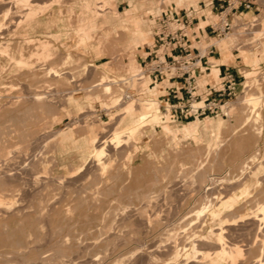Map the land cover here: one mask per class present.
<instances>
[{"label":"rangeland","instance_id":"374dc122","mask_svg":"<svg viewBox=\"0 0 264 264\" xmlns=\"http://www.w3.org/2000/svg\"><path fill=\"white\" fill-rule=\"evenodd\" d=\"M35 1L43 4V0ZM84 1L86 0H45L47 4L44 3V5L47 7L43 8L35 19H32L30 25L15 30L12 21L24 13L22 10L16 12V9H25V6L20 4V7L17 0H0V25L5 23L2 24L4 28L2 26L0 28L2 29L0 41L3 45L7 41L9 44L11 43L9 45L11 50L6 51V54L4 52L2 54L0 50V128L2 130L0 131V182L4 181L0 184L7 182V184H2L6 186L5 188L3 186V190L2 185L0 188V200H2L0 202V248L3 249H0L2 252H0L2 259H0V264H18L19 261L20 264H23L26 260L28 264H50L52 261V264H61V262L62 264H73L74 261L75 264H113L114 262V264H134L144 247H147L146 249L157 247L159 243L166 247L164 243H167L171 232L174 235L178 233L180 236L184 229H189V227L192 229L191 225H196L195 222L201 217L207 219L201 232L205 234L210 232L211 228L220 230V226H223L227 245L236 244L243 249L242 255L238 257L240 261L237 259L236 264H264V211L259 209V206L264 204V104L262 102L257 104L253 112L251 111L253 104L241 103L240 100L244 94L240 83L246 79L244 72L246 70L252 71V75H256L257 82H259L253 85L250 91L256 94L264 92V55L255 64L251 61L247 62L242 54L243 51L251 52L261 50L263 47L261 42L264 41V5L258 15V24L251 25L252 19L246 23L247 19L239 16L240 18L234 19L235 26L230 31L214 38L218 43L219 39L233 35L230 48L241 52L244 61L250 64L243 68V72L237 77L236 94L225 97L228 102L223 106V111L207 112L198 118L190 114L187 117L173 120L171 106L168 105V108L165 109L158 97L159 91L149 90L148 83L151 80L149 72L134 61L138 43H131L132 32L128 38L125 32L119 31L120 28L131 31L135 25L128 19L121 21L118 29L112 27L120 23L119 15L121 14L112 10L116 0H94L96 1L95 7L91 8L89 13L85 11ZM98 1H101L102 5L97 3ZM260 1L264 3V0ZM98 7L102 11L99 12ZM7 8H10V15L6 18L3 15ZM84 15L89 17L93 15L92 17L96 18L98 25L89 33L87 44H80V34L76 31L82 23L80 17ZM153 23L154 18L147 16L142 19L146 37L142 43L148 38L147 31L151 30ZM125 26H129V28H125ZM171 26L174 28L177 24L172 23ZM237 29L240 31L237 32ZM30 36L34 40L30 41ZM37 39L40 41L42 39L50 40L51 47L57 54L54 53L53 58L47 59L32 52L35 51ZM98 39L101 41V45L97 48ZM1 43L0 45H2ZM19 46L25 48L23 50L25 57L30 60V66L22 65V67L21 64H17L16 60L14 63V60L9 58L11 55L8 53L11 52L14 55H19L16 53ZM101 56L103 58L95 60L96 57ZM50 65H55V68L59 69L57 76L54 72H49ZM133 72L138 74L133 75ZM118 76L123 79L120 78L118 81ZM124 76L131 78V82ZM139 76L142 77L140 83L137 81ZM99 79L119 83L125 87V91H117L115 89L117 86L113 85L111 86L112 92L107 93L104 89L105 84L91 89V85ZM167 83L166 80L163 85ZM129 86L132 87V90L128 91ZM135 87L140 89L142 94L126 98V93L135 90ZM38 91H41V95L44 96L43 100L41 99L42 101L39 100V102L33 97ZM148 97L159 100L162 110L160 123H153V120L149 118L142 130L140 128L127 143L116 147L111 143L107 145L105 154L100 156L105 161V167L97 164L98 156L92 155L91 152L83 155L85 147L89 143V134L85 129L87 126H94L99 137L102 138L106 135L110 139L119 117L126 115L122 113L125 106L128 103L138 105L140 101ZM119 100L120 102L116 103ZM197 100L199 98H194L191 102L194 106L193 110L196 109L195 106H198ZM203 103L204 101L201 104ZM192 120L199 122V132L196 137H185L182 132L183 127ZM219 120L224 121L221 129L222 134L220 133L221 138L209 144V141L212 140L211 121L217 123ZM164 122L168 126L178 129L177 133L166 131L162 124ZM5 126L6 128L3 129L2 127ZM3 130L5 131L3 132ZM3 146L4 148H2ZM2 149L5 150L2 151ZM13 169L14 171H11ZM16 171L17 176H15ZM204 176L205 179H203ZM197 177H199L198 180ZM30 179L32 180L30 181ZM34 182L36 188H33ZM45 184L46 186H44ZM190 184H194L192 189ZM19 186L20 188H18ZM194 186L197 188L195 189ZM175 188L177 189L175 190ZM171 189L173 192L169 191ZM225 189L229 192L224 191ZM6 191L7 193H4ZM32 194H35L37 200ZM206 200L216 203L215 206L224 202L220 206V213L215 220H212L210 210L203 212V215L196 213L200 206L205 203L209 204ZM27 201L30 203L27 204ZM144 206L146 208H143ZM134 212L135 214H133ZM192 216L194 221H192ZM189 218L192 222L189 221ZM164 220L166 221L164 222ZM152 221L153 223H151ZM143 226H147L146 229ZM173 226H175V230H173ZM129 227L131 228L129 229ZM166 232L169 236L166 235ZM163 239H165L164 243H161ZM114 242L116 243L113 244ZM207 244L212 246L208 247ZM148 245L150 246L148 247ZM161 246L158 247L161 248ZM201 247L206 251L210 248V252L216 249L213 243L207 241L203 242ZM81 248L83 249L81 250ZM136 249L141 250L136 252V255L132 254ZM247 249L249 250L247 251ZM43 255H45L44 258ZM25 256L27 259L24 258ZM121 256L122 258H120ZM11 257L13 258L11 259ZM38 257L41 259L39 260ZM69 257L72 260L70 262ZM116 258L117 261H115ZM136 262L135 264H137ZM138 263H141V259ZM226 263L228 264V262Z\"/></svg>","mask_w":264,"mask_h":264},{"label":"bare ground","instance_id":"6f19581e","mask_svg":"<svg viewBox=\"0 0 264 264\" xmlns=\"http://www.w3.org/2000/svg\"><path fill=\"white\" fill-rule=\"evenodd\" d=\"M3 1V0H2ZM52 1V0H51ZM54 1V0H53ZM19 3V6H20V4H21V6L22 5H24L25 7V9H16V12L17 11H21L22 10V12L24 11V13H22V14H20V16H18L15 20H13L12 22H14V27H15V30L17 29V28H19V27H22V26H29L30 25V23H31V21H32V19L34 18L35 19V17H36V15L43 9V8H45V7H47L46 5H44V3L45 4H47L48 3V1H47V3L45 2V0H43V4H41V3H38V1H35V0H17V4ZM84 3V7H85V11H87V13H89V10H91V8L93 9L94 7H95V4H96V1H94V0H86V1H84L83 2ZM97 3H101V1H98ZM16 4V5H17ZM101 5H102V3H101ZM100 5V6H101ZM19 6L17 7V8H19ZM20 6V7H21ZM15 7V8H16ZM108 7V6H107ZM106 7V8H107ZM99 8V12L100 11H102L101 10V8L100 7H98ZM10 8H7V10H4V17H8L9 15H10ZM13 10V9H12ZM11 10V11H12ZM15 10V9H14ZM113 10V9H112ZM116 10V9H115ZM1 12H3V11H1ZM13 12V11H12ZM112 12V11H111ZM3 14V13H2ZM12 14V13H11ZM16 15V14H15ZM97 15H99V14H97ZM96 15V16H97ZM93 16V15H92ZM91 16V17H92ZM91 17H89V16H87V15H84L83 17H80V20H82V23L77 27V31L76 32H78L79 34H80V38H79V42H80V44H87V42L89 41V33L90 32H92V30H94L96 27H97V25H98V23H97V21H96V18H91ZM94 17H95V15H94ZM109 17H111V16H109ZM5 18V19H6ZM12 19H13V17H11ZM10 18V19H11ZM112 18V17H111ZM237 18H240V17H237ZM11 19V20H12ZM77 19H79V17H77ZM119 19H120V23L119 24H117V25H114V26H112L113 28H116V29H118V27L121 25V21H125V20H130V22H132L133 24H137V25H139L141 28H140V31H139V33H137L136 35H133L132 37H131V43H142V41H143V39L144 38H146L145 37V29L142 27V19L141 18H139V17H135V15L133 16V15H125V14H121V15H119ZM79 21V20H78ZM103 21V20H102ZM106 21V20H105ZM2 22V21H1ZM2 24H5V23H2ZM0 25V28H1V26L3 27V25ZM8 26V25H7ZM6 26V27H7ZM4 28V27H3ZM2 29H0V31H1ZM17 30H19V29H17ZM75 31V30H74ZM237 32L238 31H240V29L238 30H236ZM13 32V31H12ZM68 33V32H67ZM77 33V34H78ZM0 35L2 36V34L0 33ZM100 35V34H99ZM109 35V34H108ZM229 35V34H228ZM98 36V35H97ZM97 36H96V38H97ZM101 37H102V35H100ZM110 36V35H109ZM1 38V37H0ZM232 38H233V35L232 36H228V37H224V38H222V39H219L218 40V43H217V45L221 48V50H222V52H223V55H224V60H229L230 58H232L233 57V53L231 52V48H230V42H231V40H232ZM14 40V39H13ZM29 40L31 41V40H34L33 39V37H29ZM38 40V39H37ZM99 40V39H98ZM7 41V40H6ZM28 41V40H27ZM2 41H0V43H1ZM5 41H3V43H4ZM36 42V41H35ZM51 41L50 40H47V39H42L41 41L40 40H38L37 41V45H36V47H35V51H32V52H34V53H37L38 55H39V57H45V58H53L55 55H54V49H52L53 47H51V43H50ZM101 43V41L99 40V42H98V45H97V48L101 45L100 44ZM130 43V44H131ZM261 43H263V47H262V49L261 50H256V51H251V52H246V51H243L242 52V54H243V56H244V58H245V60L248 62H253V63H258L259 61H260V59L262 58V55H264V41L263 42H261ZM2 44V43H1ZM5 44V43H4ZM9 45H11V43L9 44V42L7 41L6 42V44L5 45H0V50H1V52H2V54H3V52L5 53L6 51H8V50H11V48L9 49ZM20 47V46H19ZM15 48V47H14ZM18 48V47H17ZM17 48H16V50H17ZM56 48V47H55ZM23 49H25V48H23L22 46L18 49V52H16V53H18L19 55L17 56V55H14V53L12 54V52L11 53H8V54H10L8 57L9 58H11L12 60H14V63L17 61L18 63L17 64H21L20 66H22V65H29V59H28V57L26 58L25 57V52H24V50ZM102 49V48H101ZM56 51V50H55ZM58 51V50H57ZM0 52V53H1ZM9 52V51H8ZM7 53V52H6ZM5 53V54H6ZM59 53V52H58ZM4 54V55H5ZM30 54V53H29ZM55 54H57V52L55 53ZM59 55V54H58ZM69 56V55H68ZM71 56V55H70ZM33 57H34V55H33ZM38 58V57H37ZM59 59V58H58ZM68 59V58H67ZM16 60V61H15ZM54 60V59H53ZM68 61H69V59H68ZM67 61V62H68ZM65 62V61H64ZM32 63V62H31ZM30 63V64H31ZM54 63V62H53ZM92 65H94L93 63H91ZM10 65V64H9ZM39 65V64H38ZM30 66V65H29ZM12 67V66H11ZM23 67V66H22ZM34 67V66H33ZM32 67V68H33ZM56 66L55 65H50L49 67H48V69H49V72H54L55 73V75L57 76L59 73H58V68H55ZM134 67V66H133ZM2 68V67H1ZM26 68V67H25ZM35 68H36V66H35ZM132 69H134V68H132ZM30 70H32V69H30ZM135 70V69H134ZM16 72V71H15ZM28 72V71H27ZM60 72V71H59ZM214 72H217V68L214 70ZM245 72V75H246V79L242 82V83H240L241 84V87H242V91H244V94L241 96V98H240V100H241V103L243 102V103H245V104H253L252 106H253V108H252V110L251 111H255V109H256V105L257 104H259L260 102H262V104H264V92H262L261 91V94H256V93H254V92H251L250 91V88L253 86V85H256V84H258L259 82H257V77H256V75H252V71H244ZM16 74V73H15ZM132 74H135L134 72L132 73ZM128 76H130V75H128ZM127 76V77H128ZM124 77H126V76H124ZM126 77V78H127ZM8 78V77H7ZM21 78V77H20ZM118 78L119 79H117L118 81H120V78L121 79H123V77H120V76H118ZM127 79H129V78H127ZM126 79V80H127ZM130 81L129 82H131V78L129 79ZM19 81V80H18ZM124 81V80H123ZM123 81H121L122 83H123ZM7 82V81H6ZM113 82V81H112ZM116 82V81H115ZM125 83H126V81H125ZM128 83V82H127ZM103 84H105L106 85V87L104 88L105 89V91H107V93H110V92H112V90H113V88L111 87V86H113V85H115V86H117V87H115V89L117 90V91H119V90H124L125 91V87H122L119 83H111L110 81L109 82H106V81H102L101 79H99V80H97V81H95L92 85H91V89L92 88H94V87H97V86H100V85H103ZM13 85V84H12ZM19 85V84H18ZM109 85V86H108ZM123 85V84H122ZM125 85H127V84H125ZM21 86V85H20ZM119 86V87H118ZM161 86V85H160ZM89 87V86H88ZM110 88V90H108ZM148 88H149V90H155V89H153V88H151V87H149L148 86ZM114 89V90H115ZM90 90V89H89ZM41 92V91H40ZM39 91L38 92H35V95L36 96H33V97H35L36 99V101H38L39 102V100L40 101H42L43 100V95H41L42 94V92L40 93ZM29 93V92H28ZM22 95H24V94H22ZM34 95V94H33ZM124 95H125V92H124ZM123 95V96H124ZM30 96V95H29ZM24 99V98H23ZM26 99H28V98H26ZM42 99V100H41ZM25 100V99H24ZM122 102H123V100H121ZM120 102V100L119 101H116V103H119ZM25 103V102H24ZM202 103V101H199V100H197L196 101V104L197 105H199V104H201ZM162 110H161V108H160V106H159V100L157 99V98H153V97H151V98H147V99H144V100H142V101H140L139 103H138V105L137 104H135V103H128L126 106H125V110L124 111H122V113H125L126 115H123V116H120L119 117V119H118V123H117V125L115 126V128H114V131H113V133H112V136H111V138L109 139L106 135L105 136H103L102 138H101V136L99 137L98 136V132H97V130H96V128L94 127V126H87L85 129H87V131H88V134H89V143L87 144V146L85 147V151H84V153H83V155H86L88 152H91L92 153V155H94V156H98L97 157V159H96V162H97V164H99V166L100 165H102L103 167H105L106 165H105V161H103V159H102V157H100V156H102V155H104L105 154V152H106V148H107V145H109L110 143L111 144H113L115 147L116 146H121V145H123V144H125V143H127L128 141H130V139L133 137V136H135L136 134H137V132L139 131V129L141 128V130H142V127H143V125L145 124V122L150 118V120H153V123H155V122H159L160 123V112H161ZM172 113V112H171ZM16 115V114H15ZM126 116H128V118H126ZM1 117V116H0ZM3 118V117H2ZM5 118V117H4ZM211 118V117H210ZM195 119V118H194ZM207 119V118H206ZM201 120H202V118H201ZM212 120V119H211ZM248 120H249V118H248ZM5 121V120H4ZM3 121V122H4ZM10 122V121H9ZM176 122V121H175ZM246 123V122H245ZM1 124V123H0ZM163 124V127H164V129L166 130V131H171V132H174L175 134L177 133V131H178V129H174V128H172V127H170V126H168L167 124H165V122L164 123H162ZM223 124H224V121L223 120H219L217 123H214L213 121H211V136H212V140H210L209 141V144L210 143H213V141L214 140H216V139H218V138H221V135H220V133H221V129H222V127H223ZM4 126V125H3ZM84 126H86V125H84ZM148 126V125H147ZM156 126V125H155ZM198 126H199V122L198 121H196V120H192V121H190V122H188V124L186 125V126H184L183 127V136H185V137H187V136H194V137H196V135L198 134V132H199V129H198ZM207 126V125H206ZM3 129L4 128H6V126L5 127H2ZM13 128V127H12ZM24 130V129H23ZM0 131H2L1 130V128H0ZM5 130H3V132H4ZM18 131V130H17ZM22 131V130H21ZM25 132H26V130H25ZM24 132V133H25ZM29 133V132H28ZM28 133H26V135L28 134ZM100 133V132H99ZM247 133V132H246ZM222 134V133H221ZM31 135V134H30ZM37 135V134H36ZM27 136H29V134L27 135ZM26 137V136H25ZM31 137V136H30ZM34 137V136H33ZM225 137V136H224ZM192 138V137H191ZM24 139V138H23ZM26 139V138H25ZM28 139V138H27ZM30 139V138H29ZM32 139V138H31ZM223 139V138H222ZM33 140V139H32ZM31 140V141H32ZM27 141V140H26ZM28 142V141H27ZM4 144V143H3ZM218 144V143H217ZM220 144V143H219ZM223 144V143H222ZM9 145V144H8ZM127 145H129V144H127ZM212 145V144H211ZM1 147V146H0ZM127 147V146H126ZM129 147V146H128ZM2 148H4V146L2 147ZM9 148V147H8ZM28 148V147H27ZM123 148V147H122ZM126 149V148H125ZM5 149H2V151H4ZM70 150V149H69ZM121 150V149H120ZM211 150V149H210ZM2 151H1V153H2ZM8 151V150H7ZM4 155V154H3ZM7 155V154H6ZM251 155V154H250ZM249 155V156H250ZM3 157V156H2ZM5 157V156H4ZM251 157V156H250ZM249 157V158H250ZM254 159V158H253ZM2 160H5V159H3L2 158ZM243 162V161H242ZM245 162V161H244ZM253 162V161H252ZM5 163V162H4ZM7 163V162H6ZM107 163V162H106ZM251 163V162H250ZM257 163V162H256ZM259 163V162H258ZM3 165V164H2ZM8 165V164H7ZM244 165V164H243ZM98 166V165H97ZM5 167H7V166H5ZM4 168V167H3ZM2 168V169H3ZM13 168V167H12ZM11 168V169H12ZM193 168V167H192ZM252 168V167H251ZM202 170V169H201ZM235 170V169H234ZM11 171H14V169L13 170H11ZM194 171H195V169H194ZM193 171V172H194ZM241 171V170H240ZM249 171V170H248ZM6 172V171H5ZM5 172H3V173H5ZM9 172V171H8ZM28 172V171H27ZM200 172V171H199ZM242 172V171H241ZM7 173V172H6ZM15 173V172H14ZM247 173V172H246ZM13 174V173H12ZM192 174V173H191ZM203 174V173H202ZM1 175V174H0ZM14 175V174H13ZM12 175V176H13ZM20 175V174H19ZM35 175V174H34ZM201 175V174H200ZM241 175V174H240ZM248 175V174H247ZM15 176H17V171H16V174H15ZM39 176V175H38ZM193 176H194V173H193ZM203 176V175H202ZM206 176V175H205ZM205 176L203 177V179H205ZM236 176V175H235ZM19 177V176H18ZM42 178V177H41ZM138 178V177H137ZM198 178L199 177H197V180H198ZM201 178V177H200ZM244 178V177H243ZM263 178V177H262ZM261 178V179H262ZM22 179V178H21ZM21 179H19V180H21ZM152 179V178H151ZM188 179H189V177H188ZM211 179V178H210ZM213 179V178H212ZM218 179V178H217ZM238 179V178H237ZM236 179V180H237ZM242 179V178H241ZM259 179V178H258ZM23 180H24V178H23ZM25 180H26V177H25ZM32 179H30V181H31ZM40 180V179H39ZM39 180H36V181H39ZM43 180H44V177H43ZM112 180V179H111ZM142 180V179H141ZM145 180H147V179H145ZM150 180V179H149ZM184 180V179H183ZM194 180H196V179H194ZM196 180V181H197ZM200 180H202V179H200ZM243 180V179H242ZM13 181V180H12ZM28 181V180H27ZM189 181V180H188ZM205 181V180H204ZM216 181V180H215ZM1 182H4V181H1ZM0 182V183H1ZM147 182V181H146ZM172 183H173V181H171ZM193 182V181H192ZM199 182V181H198ZM206 182V181H205ZM204 182V183H205ZM219 182V181H218ZM232 182H233V180H232ZM236 182V181H235ZM5 183L7 184V182L5 181ZM5 183H2V184H5ZM21 183V182H20ZM26 183V182H25ZM29 183V182H28ZM176 183V182H175ZM179 183H181L180 181H179ZM188 183V182H187ZM195 183V182H194ZM203 183V182H202ZM219 183H221V182H219ZM218 183V184H219ZM223 183V182H222ZM229 183H230V181H229ZM2 184H0V188H1V185ZM12 184V183H11ZM30 184V183H29ZM28 184V185H29ZM37 184V183H36ZM40 184H41V182H40ZM163 184V183H162ZM211 184V183H210ZM213 184V183H212ZM10 185V184H9ZM8 185V186H9ZM35 185V182H34V184H33V186ZM38 185H39V183H38ZM112 185V184H111ZM139 185H141L140 183H139ZM174 185V184H173ZM172 185V186H173ZM192 185H194V184H192ZM192 185L190 184V186H191V189L193 188L192 187ZM196 185H198V184H196ZM201 185V184H200ZM216 185V184H215ZM233 185V184H232ZM239 185V184H238ZM252 185V184H251ZM3 186H4V188L6 187L5 185H2V190H3ZM7 186V187H8ZM23 186V185H22ZM26 186V185H25ZM32 186V187H33ZM41 186V185H40ZM43 186V185H42ZM44 186H46V184L44 185ZM114 186V185H113ZM165 186V185H164ZM170 186V185H169ZM175 186V185H174ZM259 186V185H258ZM13 187V186H12ZM39 187V186H38ZM186 187V186H185ZM215 187H218V186H215ZM225 187H227V186H225ZM229 187V186H228ZM234 187V186H233ZM18 188H20V186L18 187ZM22 188V187H21ZM30 188V187H29ZM33 188H36L35 186L33 187ZM40 188V187H39ZM45 188H47V187H45ZM50 188V187H49ZM108 188V187H107ZM170 188V187H169ZM194 188H195V186H194ZM197 188V187H196ZM195 188V189H196ZM223 188V187H222ZM235 188V187H234ZM234 188H232V189H234ZM11 189H13V188H11ZM24 189H25V187H24ZM38 189V188H37ZM174 189V188H173ZM173 189H171V190H169V191H172ZM177 188H175V190H176ZM187 189V188H186ZM231 189V190H232ZM9 190H10V188H9ZM26 190H28V189H26ZM36 190V189H35ZM42 190H44V189H42ZM47 190H48V188H47ZM97 190H98V188H97ZM110 190V189H109ZM122 190V189H121ZM179 190V189H178ZM188 190H189V188H188ZM194 190V189H193ZM214 190V189H213ZM261 190V189H260ZM18 191V190H17ZM32 191V190H31ZM30 191V192H31ZM40 191V190H39ZM39 191H37V192H39ZM44 191H46V190H44ZM99 191V190H98ZM136 191V190H135ZM167 192H168V190H166ZM165 191V192H166ZM186 191V190H185ZM190 191V190H189ZM217 191V190H216ZM224 191H228V190H224ZM11 192H13V191H11ZM16 192V191H15ZM20 192V191H19ZM21 192H23V191H21ZM41 192V191H40ZM101 192V191H100ZM99 192V193H100ZM160 192H162V191H160ZM167 192H166V194H167ZM173 192V191H172ZM171 192V193H172ZM177 192V191H176ZM191 192V191H190ZM189 192V193H190ZM207 192H209V191H207ZM223 192V191H222ZM229 192V191H228ZM261 192V191H260ZM4 193H7V191L6 192H4ZM32 193H33V191H32ZM110 193H112V192H110ZM115 193V192H114ZM150 193V192H149ZM212 193V192H211ZM216 193H218V192H216ZM215 193V194H216ZM225 193V192H224ZM16 194V193H15ZM38 194V193H37ZM36 194V195H37ZM41 194V193H40ZM44 194H45V192H44ZM173 194V193H172ZM171 194V195H172ZM178 195H179V193H177ZM206 194V193H205ZM254 194V193H253ZM13 195V194H12ZM27 195H29V194H27ZM32 195H34L35 196V194H32ZM46 195V194H45ZM51 195V194H50ZM105 195H106V193H105ZM122 195V194H121ZM141 195V194H140ZM149 195V194H148ZM152 195V194H151ZM153 195H155V194H153ZM158 195H160V194H158ZM174 195V194H173ZM188 195V194H187ZM19 196H21V195H19ZM23 196V195H22ZM24 196H26V195H24ZM41 196V195H40ZM43 196V195H42ZM111 196H112V194H111ZM157 196V195H156ZM155 196V197H156ZM166 196V195H165ZM169 197H170V195H168ZM182 196H185V195H182ZM203 196V195H202ZM210 196L212 197V195L210 194ZM209 196V197H210ZM216 196V195H215ZM12 197V196H11ZM31 197V196H30ZM30 197H28V198H30ZM97 197H98V194H97ZM143 197V196H142ZM144 197H146V196H144ZM149 198H150V196H148ZM160 197V196H159ZM167 197V196H166ZM173 197V196H172ZM190 197V196H189ZM210 197V198H211ZM17 198H18V196H17ZM19 198H21V197H19ZM23 198V197H22ZM35 198H36V196H35ZM157 198H158V196H157ZM157 198H156V200H157ZM168 198V197H167ZM180 198V197H179ZM216 198V197H215ZM54 199V198H53ZM52 199V200H53ZM119 199V198H118ZM145 199H147V198H145ZM150 199H152V198H150ZM149 199V200H150ZM172 199V198H171ZM206 199H208V198H206ZM255 199V198H254ZM23 200V199H22ZM28 200H30L31 201V199H28ZM35 200V199H34ZM36 200H37V198H36ZM49 200V199H48ZM115 200H117V199H115ZM209 200V199H208ZM2 200H0V202H1ZM40 201H41V199H40ZM47 201V200H46ZM101 201V200H100ZM153 201V200H152ZM159 201H160V198H159ZM210 201H211V199H210ZM215 201V200H214ZM260 201V200H259ZM258 201V202H259ZM6 202H7V200H6ZM19 202V201H18ZM28 202L29 201H27V204H28ZM36 202H39V201H36ZM43 202V201H42ZM41 202V203H42ZM112 202V201H111ZM150 202V201H149ZM148 202V203H149ZM157 202H158V200H157ZM206 202H209V201H207L206 200ZM217 202V201H216ZM228 202V201H227ZM8 203V202H7ZM30 203V202H29ZM40 203V202H39ZM147 203V202H146ZM223 203L224 202H220V204H218L217 206H215L216 205V203H210L209 202V204L208 203H205V204H203L202 206H200L199 208H198V210H197V212L196 213H198V214H202L203 212H205L206 210L207 211H209L210 210V214L212 215V217H213V219L212 220H215L216 219V217L218 216V214L220 213V206L221 205H223ZM25 204V203H24ZM31 204H32V202H31ZM31 204H30V206H31ZM36 204V203H35ZM152 204V203H151ZM22 205V204H21ZM33 205V204H32ZM39 205V204H38ZM199 205H200V203H199ZM2 206V205H1ZM18 206V205H17ZM29 206V207H30ZM43 206V205H42ZM237 206V205H236ZM255 206V205H254ZM21 207V206H20ZM15 208V207H14ZM25 208V207H24ZM27 208H28V206H27ZM31 208V207H30ZM35 208V207H34ZM33 208V209H34ZM142 208V207H141ZM143 208H146L145 206L143 207ZM156 208V207H155ZM159 208V207H158ZM195 208V207H194ZM1 209V208H0ZM4 209V208H3ZM7 209V208H6ZM8 209H10L11 210V208H8ZM15 209H17V208H15ZM20 209V208H19ZM32 209V210H33ZM37 209V208H36ZM41 209V208H40ZM44 209V208H43ZM132 209V208H131ZM130 209V210H131ZM136 209V208H135ZM138 209V208H137ZM259 209L260 210H263L264 211V204H261L260 206H259ZM22 210V209H21ZM45 210V209H44ZM133 210V209H132ZM177 210V209H176ZM15 211V210H14ZM19 211V210H18ZM134 211H136V210H134ZM141 211H143V210H141ZM140 211V212H141ZM145 211V210H144ZM1 212H2V210H1ZM23 212V211H22ZM156 212V211H155ZM232 212V211H231ZM230 212V213H231ZM4 213V212H3ZM2 213V214H3ZM41 213H42V211H41ZM128 213V212H127ZM157 213V212H156ZM229 213V214H230ZM1 214V213H0ZM18 214V213H17ZM39 214H40V212H39ZM125 214V213H124ZM130 214V213H129ZM133 214H135V212L133 213ZM137 214H139V213H137ZM152 214V213H151ZM206 214V213H205ZM228 214V215H229ZM239 214V213H238ZM257 214V213H256ZM7 215V214H6ZM9 215V214H8ZM42 215V214H41ZM126 215H128V214H126ZM131 215V214H130ZM156 215V214H155ZM167 215H169V214H167ZM173 216H174V214H172ZM186 215V214H185ZM185 215H183V216H185ZM192 215V214H191ZM196 215V214H195ZM194 215V216H195ZM203 215V214H202ZM227 215V214H226ZM39 216V215H38ZM117 216V215H116ZM120 216V215H119ZM152 216V215H151ZM231 217H233L232 215H230ZM230 216H229V218H230ZM237 216V215H236ZM258 216V215H257ZM118 217V216H117ZM127 217V216H126ZM128 217H130V216H128ZM139 217V216H138ZM143 217H145V216H143ZM150 217V216H149ZM157 217H158V215H157ZM168 217V216H167ZM189 217H191V216H189ZM199 217H201V216H199ZM206 217V216H205ZM226 217V216H225ZM115 218V217H114ZM140 218V217H139ZM152 218H153V216H152ZM183 218V217H182ZM181 218V219H182ZM188 218V217H187ZM192 218H193V216H192ZM202 218V217H201ZM196 219V220H198V221H196L195 223H197L196 225H191V227H193L192 229L189 227V229L188 228H186V229H184V231H183V234L181 235L180 234V236L178 235V233L177 234H173V232H171L172 234H170L171 236H169V235H167V232H166V235L167 236H169L168 238L170 239H168L167 238V243H164L163 241L165 240V239H163L162 240V242L161 243H164V244H166L165 246L166 247H163V246H161V245H159V244H157L158 246H161V248L163 247V250L160 248V247H158L157 245H155V246H157V247H153V248H150L149 246L150 245H148V249H146L145 247H144V250H142L143 252H141L140 253V256H139V254L137 255V256H139L138 257V259L140 258L141 259V263H138V262H140V259H139V261H138V259L136 258V261H138V262H136L137 264H227L226 262H228V264H236L237 263V259H238V257L240 256V255H242V253H243V249L240 247V245H236V244H234V245H231V246H229V245H227V243H226V241H225V233H223V226L221 227L220 226V230H217V229H214V228H209L210 229V232H206V233H208V234H204L203 232H201L202 230H201V228L206 224V218H202V219ZM252 218V217H251ZM1 219V218H0ZM119 219V218H118ZM117 219V220H118ZM123 219H124V216H123ZM151 219V218H150ZM156 219V218H155ZM161 219V218H160ZM185 219V218H184ZM190 219V218H189ZM113 220V219H112ZM143 220H145V218H143ZM152 220V219H151ZM167 220V219H166ZM166 220H164V222L166 221ZM195 219L193 218L192 219V221H194ZM223 220H224V217H223ZM115 221V220H114ZM119 221H121V220H119ZM154 221V220H153ZM153 221L151 222V223H153ZM183 221H185V220H183ZM186 221H188L187 219H186ZM189 221H191V219L189 220ZM188 221V222H189ZM191 221V222H192ZM245 221H247V220H245ZM158 222V221H157ZM169 222H170V220H169ZM179 222V221H178ZM177 222V223H178ZM182 222V221H181ZM239 222V221H238ZM253 222V221H252ZM251 222V223H252ZM112 223V222H111ZM115 223V222H114ZM117 223V222H116ZM142 223H143V221H142ZM168 223V222H167ZM195 223H192V224H195ZM208 223H210V222H208ZM258 223V222H257ZM256 223V224H257ZM121 224V223H120ZM124 224V223H123ZM138 224V223H137ZM144 224H146V223H144ZM161 224H162V222H161ZM160 224V225H161ZM173 224H175V223H173ZM183 224H184V222H183ZM182 224V225H183ZM186 224V223H185ZM184 224V225H185ZM188 224V223H187ZM189 224H190V222H189ZM238 224V223H237ZM6 225V224H5ZM143 225V224H142ZM150 226H151V224H149ZM223 225V224H222ZM112 226V225H111ZM121 226V225H120ZM138 227L140 226V225H137ZM136 226V227H137ZM154 226H156V225H154ZM177 226H178V224H177ZM190 226V225H189ZM228 226V225H227ZM2 227H3V225H2ZM114 227V226H113ZM123 227V226H122ZM131 227H132V225H131ZM131 227H129V229L131 228ZM135 227V228H136ZM141 227V226H140ZM144 227V226H143ZM145 227H147V226H145ZM144 227V229H146ZM175 226H173V228H174ZM185 227H187L186 225H185ZM184 227V228H185ZM6 228V227H5ZM155 228V227H154ZM164 228H166V227H164ZM168 228V227H167ZM171 228V227H170ZM230 228H234V227H230ZM114 229V228H113ZM117 229V228H116ZM120 229V228H119ZM144 229H142L143 230V232H144ZM148 229H149V227H148ZM176 228H174L173 230H175ZM225 229H226V227H225ZM115 230V229H114ZM155 230V229H154ZM168 230H170V229H168ZM217 230V231H216ZM228 230V229H227ZM257 230V229H256ZM110 231V230H109ZM135 232H138V231H136V230H134ZM148 231V230H147ZM172 231V230H171ZM177 231V230H176ZM180 231H181V229H180ZM207 231H208V229H207ZM230 231V230H229ZM232 231V230H231ZM254 231H255V229H254ZM14 232V231H13ZM22 232V231H21ZM108 232V231H107ZM126 232V231H125ZM131 232V231H130ZM2 233V232H1ZM19 233V232H18ZM127 233H128V231H127ZM133 233V232H132ZM139 233V232H138ZM160 233V232H159ZM226 233H228L227 231H226ZM256 233V232H255ZM111 234V233H110ZM109 234V235H110ZM116 234H117V232H116ZM141 234V233H140ZM168 234H169V231H168ZM124 235V234H123ZM132 235V234H131ZM145 235V234H144ZM260 235V234H259ZM3 236V235H2ZM4 236H5V234H4ZM54 236V235H53ZM53 236H51V237H53ZM129 236H130V234H129ZM134 236H136V235H134ZM147 236V235H146ZM165 236V235H164ZM163 236V237H164ZM166 236V237H167ZM227 236V235H226ZM30 237V236H29ZM111 237V236H110ZM116 237V236H115ZM114 237V238H115ZM117 237H118V235H117ZM127 237V236H126ZM132 237V236H131ZM130 237V238H131ZM160 237V236H159ZM162 237V236H161ZM129 238V237H128ZM156 238V237H155ZM1 239V238H0ZM52 239V238H51ZM58 239H60V238H58ZM118 239V238H117ZM127 239V238H126ZM162 239V238H161ZM38 240V239H37ZM64 240V239H63ZM109 240H110V238H109ZM122 240V239H121ZM128 240V239H127ZM139 240V239H138ZM35 241V240H34ZM53 241V240H52ZM61 241V240H60ZM113 241V240H112ZM118 242H119V240H117ZM116 241V242H117ZM133 241V240H132ZM140 241V240H139ZM152 241V240H151ZM154 241V240H153ZM161 241V240H160ZM159 241V242H160ZM209 242V243H213V245H215L216 246V249H214V251H209V250H211L210 248H209V250L208 251H206V250H204V249H202L203 247H201V244L203 243V242ZM249 241V240H248ZM9 242V241H8ZM11 242V241H10ZM29 242H30V240H29ZM55 242H57V241H55ZM54 242V243H55ZM116 242H114L113 244H115ZM121 242V241H120ZM125 242V241H124ZM166 242V241H165ZM16 243V242H15ZM63 243H64V241H63ZM96 243V242H95ZM122 243V242H121ZM127 243H129V242H127ZM155 243V242H154ZM10 244V243H9ZM37 244V243H36ZM35 244V245H36ZM62 244V243H61ZM90 244V243H89ZM112 244V243H111ZM141 244V243H140ZM148 244H150V243H148ZM250 244V243H249ZM262 244V243H261ZM55 245V244H54ZM93 245H94V243H93ZM92 245V246H93ZM96 245V244H95ZM120 245V244H119ZM205 245V244H204ZM51 246V245H50ZM66 246V245H65ZM70 246V245H69ZM90 246V245H89ZM91 246V247H92ZM112 246V245H111ZM117 246H118V244H117ZM144 246V245H143ZM146 246V245H145ZM153 246V245H152ZM151 246V247H152ZM207 246L209 247V246H212V245H208L207 244ZM57 247H58V245H57ZM72 247V246H71ZM90 247V248H91ZM137 247V246H136ZM141 247V246H140ZM206 247V246H205ZM204 247V248H205ZM251 247V246H250ZM84 248V247H83ZM83 248H81V250L83 249ZM86 248V247H85ZM89 248V249H90ZM142 248V247H141ZM1 249V248H0ZM56 249V248H55ZM54 249V250H55ZM59 249V248H58ZM138 249V248H137ZM136 249V250H137ZM1 250H3V249H1ZM64 250V249H63ZM80 250V251H81ZM114 250V249H113ZM112 250V251H113ZM134 250V249H133ZM132 250V251H133ZM135 250V252L133 251L132 252V254L134 253H136V252H138V251H140V250H137L136 251ZM213 250V249H212ZM249 249H247V251H248ZM259 250H260V248H259ZM57 251H59V250H57ZM89 251V250H88ZM251 251V250H250ZM1 252V251H0ZM4 252V251H3ZM26 252V251H25ZM53 252V251H52ZM63 252V251H62ZM69 252V251H68ZM82 252V251H81ZM116 252V251H115ZM114 252V253H115ZM131 252V251H130ZM129 252V253H130ZM2 253V252H1ZM55 253H56V251H55ZM60 253V252H59ZM65 253H66V251H65ZM64 253V254H65ZM54 254V253H53ZM97 254V253H96ZM249 254V253H248ZM252 254V253H251ZM3 255H4V253H3ZM8 255V254H7ZM26 255V254H25ZM61 255V254H60ZM121 255V254H120ZM119 255V256H120ZM136 255V254H135ZM260 255V254H259ZM9 256V255H8ZM16 256V255H15ZM41 256V255H40ZM44 256L45 255H43L42 257L44 258ZM53 256V255H52ZM73 256H75V255H73ZM125 256V255H124ZM123 256V257H124ZM130 256V255H129ZM4 257V256H3ZM17 257V256H16ZM54 257V256H53ZM53 257H51V258H53ZM61 257V256H60ZM72 257V256H71ZM81 257V256H80ZM79 257V258H80ZM85 257V256H84ZM103 257V256H102ZM101 257V258H102ZM8 258V257H7ZM6 258V259H7ZM10 258V257H9ZM13 257H11V259H12ZM24 258H26L27 259V257L25 256ZM29 258V257H28ZM39 258V257H38ZM46 258H48V257H46ZM50 258V259H51ZM62 258H63V256H62ZM74 258V257H73ZM72 258V259H73ZM86 258H87V256H86ZM105 258H106V256H105ZM120 258H122V256L120 257ZM119 257H118V259H120ZM126 258V257H125ZM132 258V257H131ZM1 259V258H0ZM15 259V258H14ZM30 259V258H29ZM41 259V257L39 258V260ZM54 259V258H53ZM52 259V260H53ZM59 259V258H58ZM64 259V258H63ZM65 259H67V258H65ZM75 259V258H74ZM81 259H82V257H81ZM94 259V258H93ZM124 259V258H123ZM2 260V259H1ZM16 260V259H15ZM43 260V259H42ZM61 260V259H60ZM76 260H78V259H76ZM85 261H86V259H84ZM91 260V259H90ZM126 260H127V258H126ZM239 260V259H238ZM244 260H245V258H244ZM249 260V259H248ZM263 260V259H262ZM8 261H9V259H8ZM8 261H6V262H8ZM38 261V260H37ZM47 261V260H46ZM46 261H44V262H46ZM49 261H51V260H49ZM67 261V260H66ZM70 261H72L71 259H70V257H69V262ZM87 261H88V259H87ZM115 261H117V258H116V260ZM120 261V260H119ZM129 261H130V259H129ZM129 261H127V262H129ZM132 261V260H131ZM240 261V260H239ZM13 262H16V261H14L13 260ZM23 262V261H22ZM26 262H27V260H26ZM25 261H24V263H26ZM48 262V261H47ZM57 262V261H56ZM68 262V263H69ZM75 262V261H74ZM73 262V264H75ZM80 262V261H79ZM89 262V261H88ZM91 262V261H90ZM96 262H97V260H96ZM113 262V261H112ZM126 262V263H127ZM135 262H134V264H135ZM18 263V262H17ZM21 262L19 261V263L18 264H20ZM23 263V264H24ZM30 263V262H29ZM38 263H41V262H38ZM52 263H53V261H52ZM52 263H50V264H52ZM65 263H67V262H65ZM78 263V262H77ZM99 263V262H98ZM115 263V262H114ZM113 263V264H114ZM125 263V262H124ZM244 263V262H243ZM252 263V262H251ZM16 264V263H15ZM27 264H28V262H27ZM32 264V263H31ZM49 264V263H48ZM60 264V263H59ZM61 264H62V262H61ZM70 264V263H69ZM90 264V263H89ZM94 264V263H93ZM120 264V263H119ZM133 264V263H132ZM246 264V263H245ZM254 264V263H253Z\"/></svg>","mask_w":264,"mask_h":264},{"label":"crops","instance_id":"0c3cea01","mask_svg":"<svg viewBox=\"0 0 264 264\" xmlns=\"http://www.w3.org/2000/svg\"><path fill=\"white\" fill-rule=\"evenodd\" d=\"M250 1L253 4L249 7L241 4L236 9V13L245 19H250L257 13H261L258 8L261 9L262 6L256 5V3L262 4V2L260 0ZM231 6H228V0H116L113 11L125 15H135L141 19L147 16L154 18L151 30L147 31L148 38L143 43L136 45L138 51L135 52L134 61L142 68L160 52V40L157 35L160 30L164 27L169 29L172 27V23H176L179 30L185 31L189 45L188 51L193 54L199 52L202 55L199 66L193 73L198 83L195 91L197 94L206 96L209 92L208 87L218 86L225 79L227 72H233L238 77L243 72V68L250 66L244 61L241 52L232 49L233 57L224 60L221 48L214 41L218 34L212 29V25L218 21L221 12H227L229 16H232L235 10ZM176 17H179L178 21L174 20ZM128 23L130 22L128 21ZM133 25L135 26L131 31L121 28L119 31L125 32L129 38L131 32L132 36L136 35L141 28L137 24ZM125 28H129V26H125ZM183 53L185 50L175 45L168 50L167 57L173 59ZM101 58L103 56L96 57L95 60ZM216 68L217 72H214ZM137 74L135 73V75ZM149 76L151 80L148 86L159 91L158 97L165 109L168 108V105H173L170 109L172 114L178 113L180 106L191 104L193 98H190L187 84L183 78L172 79L163 85L166 80L156 82L153 74H149ZM140 79L142 77L139 76L137 78L139 83ZM134 91L135 95L142 94V91L136 87Z\"/></svg>","mask_w":264,"mask_h":264},{"label":"built area","instance_id":"2783aa9c","mask_svg":"<svg viewBox=\"0 0 264 264\" xmlns=\"http://www.w3.org/2000/svg\"><path fill=\"white\" fill-rule=\"evenodd\" d=\"M241 4L249 7L253 4V2L250 0H228V6L232 5L231 7L235 10V12L232 16H229L227 12H221L218 21L212 25V29L218 35H222L223 33L230 31L232 27L235 26L234 19L241 16L236 13V9ZM256 5L262 6L264 3H256ZM258 10L260 9L258 8ZM259 14L260 13H257L250 18L253 21L251 25L258 24L257 19ZM250 19H247L246 23H249ZM174 20L178 21L179 17H176ZM157 35L160 40V52L157 53L154 59L146 63L143 68L147 70L149 74L154 75V81L156 82L183 78L187 84V91L190 98H199V101H204L203 104L195 106V110H193L194 106L192 103L180 106L178 113H171L173 120L182 118L187 114H191L195 116V118H198L200 115L207 112L223 111V106L228 102V99H225V97L227 95L236 94L235 87L236 84H238L237 76L233 72H227L225 79H223L218 86L208 87L209 92L206 96L197 94L195 90L197 89L198 83L193 73L194 70L198 68L202 55H200L199 52L193 54L188 51L189 45L187 43V33L183 30H179L177 26L174 28L169 27V29L164 27L157 33ZM183 37H185V40H183ZM175 45L183 48L185 53L181 54L177 58L170 59L167 57L168 50ZM127 90H132V87L129 86ZM134 95L135 91L133 90L127 92L125 97L130 98ZM170 106L171 108L173 107V105Z\"/></svg>","mask_w":264,"mask_h":264}]
</instances>
